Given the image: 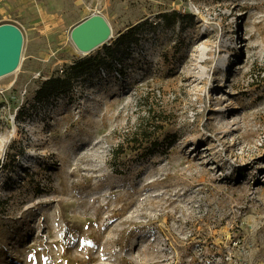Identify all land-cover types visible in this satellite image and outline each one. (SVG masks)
<instances>
[{"label": "rangeland", "instance_id": "1", "mask_svg": "<svg viewBox=\"0 0 264 264\" xmlns=\"http://www.w3.org/2000/svg\"><path fill=\"white\" fill-rule=\"evenodd\" d=\"M94 16L111 35L84 51ZM5 24L23 45L0 77V264H264V0H36ZM150 110L165 149L114 158Z\"/></svg>", "mask_w": 264, "mask_h": 264}, {"label": "trees", "instance_id": "2", "mask_svg": "<svg viewBox=\"0 0 264 264\" xmlns=\"http://www.w3.org/2000/svg\"><path fill=\"white\" fill-rule=\"evenodd\" d=\"M162 18L167 23H171L169 21L171 15H163ZM126 40H128V37L118 41L114 46L105 47L104 52L97 56L75 61L62 71V75L58 74L57 76L40 79L38 87L34 92L35 99L38 102H43L54 95V93H66L70 91L75 82L85 76L92 66H100L108 59H113L117 47L124 44ZM162 122L161 116H155L150 110L147 116L144 115L140 118L132 135L114 150V158L117 159L123 155H127V151H130L135 158L141 160L154 154L155 151H160L162 148L165 149L159 142L162 132L160 125Z\"/></svg>", "mask_w": 264, "mask_h": 264}, {"label": "water", "instance_id": "3", "mask_svg": "<svg viewBox=\"0 0 264 264\" xmlns=\"http://www.w3.org/2000/svg\"><path fill=\"white\" fill-rule=\"evenodd\" d=\"M75 42L82 50H89L107 36V27L99 18H90L76 29ZM23 36L9 24L0 25V77L15 72L21 61Z\"/></svg>", "mask_w": 264, "mask_h": 264}, {"label": "crops", "instance_id": "4", "mask_svg": "<svg viewBox=\"0 0 264 264\" xmlns=\"http://www.w3.org/2000/svg\"><path fill=\"white\" fill-rule=\"evenodd\" d=\"M35 4L36 0H0V7H7L20 13L33 11Z\"/></svg>", "mask_w": 264, "mask_h": 264}, {"label": "bare ground", "instance_id": "5", "mask_svg": "<svg viewBox=\"0 0 264 264\" xmlns=\"http://www.w3.org/2000/svg\"><path fill=\"white\" fill-rule=\"evenodd\" d=\"M93 18H97V16H94ZM108 32H107V36L102 40L100 41L98 44H96L95 46H93L92 48H90L89 50H84V51H90V50H93L94 48L100 46L101 44H103L104 42H106L109 38H110V35H111V32L109 31V29L107 28ZM75 32L76 30L73 31V34H72V38L73 40L75 41V38H74V35H75Z\"/></svg>", "mask_w": 264, "mask_h": 264}]
</instances>
